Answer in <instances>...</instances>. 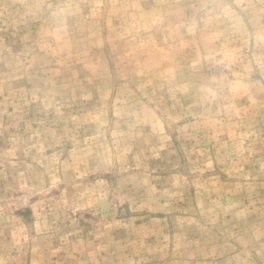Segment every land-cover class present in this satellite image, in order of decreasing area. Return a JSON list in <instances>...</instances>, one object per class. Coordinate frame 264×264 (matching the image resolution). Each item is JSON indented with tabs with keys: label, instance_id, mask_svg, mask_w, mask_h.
<instances>
[{
	"label": "rangeland",
	"instance_id": "rangeland-1",
	"mask_svg": "<svg viewBox=\"0 0 264 264\" xmlns=\"http://www.w3.org/2000/svg\"><path fill=\"white\" fill-rule=\"evenodd\" d=\"M0 264H264V0H0Z\"/></svg>",
	"mask_w": 264,
	"mask_h": 264
}]
</instances>
